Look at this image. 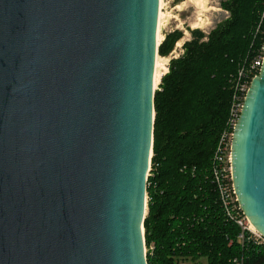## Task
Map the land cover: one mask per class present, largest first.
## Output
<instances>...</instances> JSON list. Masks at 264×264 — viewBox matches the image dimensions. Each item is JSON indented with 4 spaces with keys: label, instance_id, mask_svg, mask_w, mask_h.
I'll return each instance as SVG.
<instances>
[{
    "label": "water",
    "instance_id": "95a60500",
    "mask_svg": "<svg viewBox=\"0 0 264 264\" xmlns=\"http://www.w3.org/2000/svg\"><path fill=\"white\" fill-rule=\"evenodd\" d=\"M160 0H0V264H148ZM264 239V62L231 142Z\"/></svg>",
    "mask_w": 264,
    "mask_h": 264
},
{
    "label": "trees",
    "instance_id": "16d2710c",
    "mask_svg": "<svg viewBox=\"0 0 264 264\" xmlns=\"http://www.w3.org/2000/svg\"><path fill=\"white\" fill-rule=\"evenodd\" d=\"M221 8L228 18L210 32L188 29L182 54L170 59L155 92L148 264H264V240L248 231L240 238L214 176L237 84L259 75L254 64L264 58V0H226ZM184 37L166 33L159 56L169 58ZM221 183L234 196L228 179Z\"/></svg>",
    "mask_w": 264,
    "mask_h": 264
},
{
    "label": "rangeland",
    "instance_id": "374dc122",
    "mask_svg": "<svg viewBox=\"0 0 264 264\" xmlns=\"http://www.w3.org/2000/svg\"><path fill=\"white\" fill-rule=\"evenodd\" d=\"M224 1L226 0H161L159 45L164 41L166 33L179 30L185 37L176 45L169 58L158 55L156 90L160 86L162 77L167 73L170 59L178 58L182 54V47L190 38L188 29H200L208 33L218 23L228 18V13L221 8V3Z\"/></svg>",
    "mask_w": 264,
    "mask_h": 264
},
{
    "label": "built area",
    "instance_id": "2783aa9c",
    "mask_svg": "<svg viewBox=\"0 0 264 264\" xmlns=\"http://www.w3.org/2000/svg\"><path fill=\"white\" fill-rule=\"evenodd\" d=\"M264 62V58H260L258 61L255 62L254 64V71L259 72L261 71L262 65ZM258 73V74H259ZM258 75H255L257 77ZM242 77V73H241ZM254 77V78H255ZM254 78H244L240 79L239 83L237 84V90L236 94L233 98V103L230 111V123H229V129L227 130L223 137H222V144L223 148H221L219 151H223L220 156H218V161L222 165V168L220 171L217 169L214 170V176L216 178V181L218 182V185L220 187V190L222 191L221 193V198L224 202L225 205V210L227 213V216L229 217H234L236 218V224L240 227L242 234L240 238L244 241V234L246 231L252 233L254 238L256 240H264L257 232H252L250 230L251 224L249 223L248 219L245 217L243 212L241 211L239 204L237 202V197H236V192L234 191L233 187V182H232V168H231V163H232V158H231V142L233 139V133L235 130V127L237 125V122L239 120V117L241 115L242 109H243V104L246 98V95L250 89L251 82ZM222 178L228 179V181L231 183V188H232V197H228L225 194H227L226 188L222 186ZM230 200L233 203H236L237 206L235 208L231 207ZM238 215V216H235Z\"/></svg>",
    "mask_w": 264,
    "mask_h": 264
},
{
    "label": "bare ground",
    "instance_id": "6f19581e",
    "mask_svg": "<svg viewBox=\"0 0 264 264\" xmlns=\"http://www.w3.org/2000/svg\"><path fill=\"white\" fill-rule=\"evenodd\" d=\"M160 7H161V0H160ZM160 20H161V14H160V8H159V23H158V45H159V29H160ZM160 46V45H159ZM159 55V54H158ZM157 55V59H156V69H155V79H154V89L156 90V83H155V81H156V71H157V68L159 67V65H158V58H159V56ZM167 72H168V70H167ZM251 231L252 232H256V230H255V228L251 225ZM255 230V231H254ZM147 252V251H146Z\"/></svg>",
    "mask_w": 264,
    "mask_h": 264
}]
</instances>
